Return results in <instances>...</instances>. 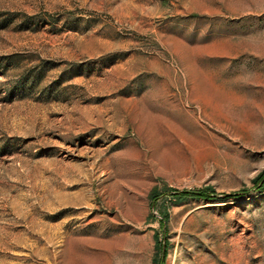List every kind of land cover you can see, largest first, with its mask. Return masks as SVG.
<instances>
[{
  "label": "rangeland",
  "instance_id": "374dc122",
  "mask_svg": "<svg viewBox=\"0 0 264 264\" xmlns=\"http://www.w3.org/2000/svg\"><path fill=\"white\" fill-rule=\"evenodd\" d=\"M263 174L264 0H0V264H264Z\"/></svg>",
  "mask_w": 264,
  "mask_h": 264
},
{
  "label": "trees",
  "instance_id": "16d2710c",
  "mask_svg": "<svg viewBox=\"0 0 264 264\" xmlns=\"http://www.w3.org/2000/svg\"><path fill=\"white\" fill-rule=\"evenodd\" d=\"M264 177V174L258 179L259 181ZM264 187V185H263ZM151 198H153L154 201H156L159 197H160V193L158 192L157 189L152 190L151 194H150ZM189 196H197V197H202L205 199H209L211 197V194L209 193V191L207 189L204 190H199V191H181V192H177L175 193V198L177 200H182L184 198H187ZM166 214L164 213V220L166 218Z\"/></svg>",
  "mask_w": 264,
  "mask_h": 264
}]
</instances>
